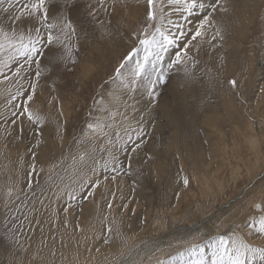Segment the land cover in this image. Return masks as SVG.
Masks as SVG:
<instances>
[{"label":"rangeland","instance_id":"374dc122","mask_svg":"<svg viewBox=\"0 0 264 264\" xmlns=\"http://www.w3.org/2000/svg\"><path fill=\"white\" fill-rule=\"evenodd\" d=\"M226 1L0 0V264L264 250V0Z\"/></svg>","mask_w":264,"mask_h":264},{"label":"snow or ice","instance_id":"6c2138e0","mask_svg":"<svg viewBox=\"0 0 264 264\" xmlns=\"http://www.w3.org/2000/svg\"><path fill=\"white\" fill-rule=\"evenodd\" d=\"M152 4H153V0H148V5H149L150 9H151ZM195 7H196V0H192L191 3L187 4L186 10L191 12V10ZM201 7H203V5H201ZM24 10L27 11L29 16L39 15L40 17H42V22H47V20H48V10L45 8V0H34L33 3H31L29 5H25ZM148 18H149V20L154 19V14L151 10L148 12ZM18 19H19V17H18ZM47 26L49 28L53 27V25H51V24H48ZM68 26L71 27V24L69 23ZM202 26H203V24H201V27ZM158 31H159V29H158ZM0 35L7 37L8 34L2 33V31H0ZM180 35L182 36L183 33L181 32ZM200 35H201V32L199 29H197L195 31V34L192 36V39L194 40ZM161 36L163 37V44L164 45H172L177 39L176 37H170L169 35H164V33H161ZM52 39H53L52 34L49 33L48 37H47L49 44H51ZM19 40L21 41V44H20V49H17V50L21 52V55H27L29 52L36 53V54L39 53V49L36 47V41H33V40H31V38H29V43L24 44L23 43V40H24L23 35H21L19 37ZM153 42L154 41H150L148 39L140 40V43L142 45H151ZM9 46L10 47L12 46L11 43L9 44ZM3 47H4L3 43H0V49H2ZM129 58H131V57L129 56ZM177 59H179V54H178ZM122 67H123V65H122ZM142 70H143V66L138 63L135 75H139ZM36 75L39 76L40 73L37 72ZM229 83L233 87L236 86L235 80L229 81ZM27 100L31 101L32 95H28ZM23 110L25 113L28 114V119L32 120L33 119L32 113H30L28 111L27 107H24ZM89 127L91 128L93 126L89 125ZM184 183L185 184L188 183L187 179L184 180ZM260 232L264 233V221L261 222ZM232 243L234 245V248H233V250L229 251V249L226 247L227 242L224 240L223 237L220 238V249H218L217 251H214L212 253V257H213L212 258V264H248L249 260L252 258V257H249V253L255 254L257 252H259L261 259L264 260V250L250 248L248 245L243 244V243L236 245L235 241H233ZM201 251H203V250H201ZM194 264H205V261L203 259H200V260L195 261Z\"/></svg>","mask_w":264,"mask_h":264},{"label":"bare ground","instance_id":"6f19581e","mask_svg":"<svg viewBox=\"0 0 264 264\" xmlns=\"http://www.w3.org/2000/svg\"><path fill=\"white\" fill-rule=\"evenodd\" d=\"M244 0H227L226 1V3L227 4H229V6H233L234 7V10H236V8H238L239 6H241V5H243V4H241V2H243ZM246 1H248V0H246ZM245 2V1H244ZM226 3H224L225 5H226ZM246 3V2H245ZM248 3V2H247ZM224 5V6H225ZM247 6H248V4H246ZM228 7V6H227ZM243 7V6H242ZM240 8V7H239ZM222 9V8H221ZM243 9V8H242ZM240 10V9H239ZM246 10V9H245ZM1 16V15H0ZM21 18V17H20ZM206 220V219H205ZM33 256H34V254H33ZM32 259V258H31ZM34 259H35V257H34ZM42 261V260H41ZM25 262V261H24ZM45 262V261H44ZM44 262H41L40 264H45ZM10 263L11 264H15V262L14 261H10ZM17 263V262H16ZM17 264H19V263H17ZM25 264V263H24ZM29 264H33V261L32 262H30Z\"/></svg>","mask_w":264,"mask_h":264}]
</instances>
